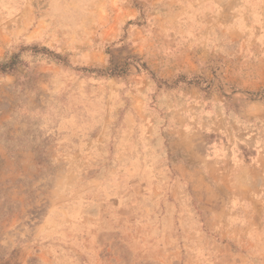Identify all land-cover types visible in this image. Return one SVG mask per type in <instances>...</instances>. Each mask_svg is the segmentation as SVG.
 Listing matches in <instances>:
<instances>
[{"label": "rangeland", "instance_id": "1", "mask_svg": "<svg viewBox=\"0 0 264 264\" xmlns=\"http://www.w3.org/2000/svg\"><path fill=\"white\" fill-rule=\"evenodd\" d=\"M0 264H264V0H0Z\"/></svg>", "mask_w": 264, "mask_h": 264}]
</instances>
